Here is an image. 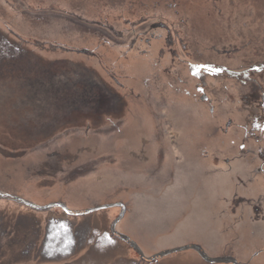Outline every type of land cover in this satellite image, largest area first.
Masks as SVG:
<instances>
[{"label":"rangeland","instance_id":"1","mask_svg":"<svg viewBox=\"0 0 264 264\" xmlns=\"http://www.w3.org/2000/svg\"><path fill=\"white\" fill-rule=\"evenodd\" d=\"M260 66L264 0H0V264H264Z\"/></svg>","mask_w":264,"mask_h":264},{"label":"water","instance_id":"2","mask_svg":"<svg viewBox=\"0 0 264 264\" xmlns=\"http://www.w3.org/2000/svg\"><path fill=\"white\" fill-rule=\"evenodd\" d=\"M14 200H16V201H20L21 203H23V204H26V205H28V206H30V207H33V208H39L38 206H36V205H34V204H31V203H28V202H25L23 199H18V198H15ZM58 206H60L64 211H66V212H68L69 211V209L66 207V206H64V205H62V204H59ZM116 206H119V207H122V213H121V215H120V217L115 221V223L113 224V228H115L116 226H117V223L118 222H120L121 220H122V218H123V216H124V213H125V207L124 206H122V205H120V204H115V205H109V206H106V207H116ZM51 207H55V206H52V204H50V205H46V206H44L42 209H40V210H47V209H50ZM103 207H97V208H95V209H92V210H89V211H87L88 213H91V212H93V211H98V210H100V209H102ZM116 233V235H118L124 242H126V243H128L130 246H131V248H133L139 255H140V257L141 258H143V259H145V256H144V254H143V252H142V250L139 248V246L135 243V242H133L128 236H126V235H122V234H120V233H118V232H115ZM186 249H193V250H196V251H198L205 259H208V260H210L211 262H214V263H226V264H228V263H233V264H237L236 263V261H232L231 259H228V258H226V259H213V258H209L207 255H205L204 253H202L201 251H200V248L199 247H197V246H191V247H181V248H178V249H174V250H169V251H167V252H165V253H162V254H157V255H155V256H153L152 258H150V259H152L151 261H153V260H156L157 258H159V257H161V258H164L165 256H169L170 254H172V253H177V252H180L181 250H186ZM149 259V258H148Z\"/></svg>","mask_w":264,"mask_h":264},{"label":"flooded vegetation","instance_id":"3","mask_svg":"<svg viewBox=\"0 0 264 264\" xmlns=\"http://www.w3.org/2000/svg\"><path fill=\"white\" fill-rule=\"evenodd\" d=\"M160 28H165V26L164 25H162L161 24V27ZM144 32V31H143ZM146 32V31H145ZM256 66H253L252 67V69L253 68H255ZM258 67V66H257ZM210 68V65H206V69H209ZM224 69H226V68H224ZM259 69H260V71L261 70H263L264 68L263 67H259ZM223 71V70H222ZM222 71L221 70H219L218 68H215V69H213V70H211V71H207L206 73L209 75H211V76H216L215 74H214V72L215 73H219V74H221L222 73ZM207 75V77H209ZM252 81H253V79H251ZM198 88H200V87H198ZM206 90V89H205ZM243 100H245V102L247 103V104H249V101H250V95H243ZM263 102H264V100H263ZM263 107H264V104L262 105ZM230 126H232V124H229V127ZM259 140H260V138L258 137L257 138V141L259 142ZM254 153H255V151H254ZM261 157H262V162H263V164H264V150L263 151H259V153H258ZM255 155H256V153H255ZM234 200V199H233ZM232 200V201H233ZM235 200H238L237 202H236V204H237V208H239L240 210H245V206H247V210L248 211H254L256 214H257V216H258V218H260L261 216H262V214H263V207H262V203H261V201L260 200H258V201H256V200H254V199H250V198H235ZM61 204L62 205H64V206H66L67 207V205H65V203L64 202H61ZM68 208V207H67ZM262 208V209H261ZM69 209V208H68ZM64 212H66V211H64ZM236 212V211H235ZM242 212V211H241ZM240 212V213H241ZM66 213H69V214H76V215H78L79 213H75L74 211H72L71 209H69V211L68 212H66ZM232 261H235V260H233V259H231ZM154 261V260H153ZM205 261H206V263L205 264H214V263H212L210 260H208V259H205ZM209 262V263H208ZM236 263L237 264H239V261L237 260L236 261ZM136 264H141V261L140 262H138V263H136Z\"/></svg>","mask_w":264,"mask_h":264},{"label":"crops","instance_id":"4","mask_svg":"<svg viewBox=\"0 0 264 264\" xmlns=\"http://www.w3.org/2000/svg\"><path fill=\"white\" fill-rule=\"evenodd\" d=\"M68 206V205H67ZM9 232V231H8ZM102 233V232H101ZM0 235H2V238L0 239V254H2V256L3 255H5V252H7L3 247H1V244H6L5 243V233L4 234H2L1 232H0ZM104 236V235H103ZM14 243V242H13ZM30 243L32 244V245H34V242L33 241H30ZM115 245H113V247H114ZM106 248H112V244H109V243H101V245H99L98 246V249H106ZM18 250H20V249H18ZM11 251H15V249L14 250H11ZM132 259H133V257H131ZM136 264V263H135Z\"/></svg>","mask_w":264,"mask_h":264},{"label":"trees","instance_id":"5","mask_svg":"<svg viewBox=\"0 0 264 264\" xmlns=\"http://www.w3.org/2000/svg\"><path fill=\"white\" fill-rule=\"evenodd\" d=\"M23 104V103H22ZM33 114H37V113H33ZM30 116H31V114H30Z\"/></svg>","mask_w":264,"mask_h":264}]
</instances>
